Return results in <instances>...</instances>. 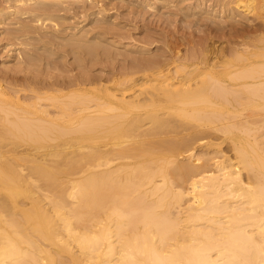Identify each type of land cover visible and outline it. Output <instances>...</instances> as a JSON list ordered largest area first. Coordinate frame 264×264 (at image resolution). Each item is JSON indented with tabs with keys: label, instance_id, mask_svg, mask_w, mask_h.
<instances>
[{
	"label": "bare ground",
	"instance_id": "6f19581e",
	"mask_svg": "<svg viewBox=\"0 0 264 264\" xmlns=\"http://www.w3.org/2000/svg\"><path fill=\"white\" fill-rule=\"evenodd\" d=\"M62 1L9 7L42 20ZM204 1L258 22L229 56L0 82V264H264V0ZM98 3L81 36L121 37Z\"/></svg>",
	"mask_w": 264,
	"mask_h": 264
},
{
	"label": "rangeland",
	"instance_id": "374dc122",
	"mask_svg": "<svg viewBox=\"0 0 264 264\" xmlns=\"http://www.w3.org/2000/svg\"><path fill=\"white\" fill-rule=\"evenodd\" d=\"M78 1L63 0L62 4L55 3L57 7H60L59 10H57L58 8L55 10L56 7H53L52 13L46 11L48 15L51 14L50 16L41 15L45 20H43L44 18L42 20L35 18V21L28 12L26 16L25 14H19L21 17L17 15L19 18L15 16L20 7L22 11H27L31 5L37 7L35 3L9 7L11 0H0V77L7 74L0 78L2 84L7 85L10 80L15 79L17 84L22 83L20 86L27 89L29 83L25 78L29 77L31 72L40 81L44 78L47 79L44 81L51 82L57 78L61 84V78L63 80L72 79L75 73L83 72L84 74L85 71H89L88 73L95 75L106 74L111 69L119 68L124 62L126 63L138 55H161L163 58L176 54L182 56L183 54H190L192 51L195 54L198 51H207L208 53H222L223 51L229 56L234 48H238L237 44L240 45L241 37L248 40V34L258 24L253 16L236 14L231 17L226 13H219V9L215 7L211 9L205 1L202 3L203 5L196 6L198 0ZM97 1L105 8L104 17H109V21L114 24L113 29L121 33V37L113 38L114 42L110 38L106 40L105 37L100 36L97 40L93 39L91 34H87L85 38L81 36L80 30H91L96 26L94 15L90 13L97 10L98 6L94 4ZM23 6H26L27 9ZM73 7H76L78 11ZM31 12L35 11L32 10ZM39 13L46 14L45 12ZM3 16L7 18H3ZM18 29L22 32L21 34L19 32L20 35L17 33ZM229 39L231 40L229 41ZM92 43L95 44L96 48ZM233 44L236 46L234 47ZM87 45L93 46L94 49H89ZM144 45L150 47V50L145 53L131 50L136 46ZM231 50L232 52H230ZM14 51H18L17 55H12ZM27 55L33 56L31 58L34 60L30 62L25 60ZM125 57L127 58L125 59ZM86 72L85 75H88ZM68 74L70 77L66 76L65 78V75ZM53 76L54 78L50 79ZM60 84L48 88V86L39 83L37 87L41 86V91L55 92L61 89ZM20 86L19 88H21ZM243 110L244 114L251 113V111L246 113L249 111L247 108ZM5 140L8 141H5L4 150H11L13 146L18 144L19 148L26 145L20 141L13 143L9 138ZM29 150L34 152L37 149L33 150L32 146ZM57 158L58 162L61 161V157Z\"/></svg>",
	"mask_w": 264,
	"mask_h": 264
}]
</instances>
